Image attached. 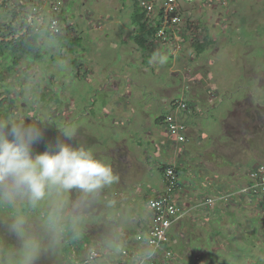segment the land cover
I'll return each mask as SVG.
<instances>
[{"label": "rangeland", "instance_id": "374dc122", "mask_svg": "<svg viewBox=\"0 0 264 264\" xmlns=\"http://www.w3.org/2000/svg\"><path fill=\"white\" fill-rule=\"evenodd\" d=\"M34 1H26L24 14ZM37 1L42 8L38 16L40 24L46 26L49 22L46 15L53 6H59L64 18L61 27L69 28L71 38H79L80 42L69 48L42 36L36 57L33 54L23 57L11 47L0 45V119L11 105L10 101L14 102L10 116L24 118L26 123L39 117L44 123L43 140L33 146L34 152L54 146L58 139L75 147L76 141L65 139L57 128L59 124L72 123L85 138L83 146L93 148L97 158L112 166L111 150L119 147V141L127 140L129 146L139 143L146 148L149 146L146 139L151 134L161 141L171 138L163 134L157 121L163 115V108L170 107L172 99L180 101L184 97L187 101L186 95L180 92L181 87L192 96L189 101L197 99L199 115H202L196 123L201 133L188 141V147L199 142L196 153L201 154L214 146L216 136L222 139L223 143L215 144L213 149L214 159L222 157L216 161L223 165L216 171L225 182L219 189L221 193L243 187L250 170L264 164V0H211L181 5V19L175 31L183 40L182 51L176 54L169 43V56L158 55L159 50L153 51L152 47L153 52L149 50V53L145 48L140 51L135 47L131 36L136 27L131 16L135 2L142 0ZM160 1L155 0L157 8ZM0 14L7 16L3 9ZM154 14L151 20L157 19V11L154 10ZM5 23L0 21V26ZM86 28H89L87 32ZM186 32L187 39L184 38ZM204 38L209 43L205 51L197 55L193 43H201ZM158 43L153 46L156 48ZM174 59L175 65L172 64ZM120 106L125 108L124 112L129 111L127 117L114 111ZM222 126H225L224 131ZM203 156L202 164L211 168L214 160L208 162V157ZM192 158L193 153L187 149L184 157L179 155L176 159L178 166L185 168L180 176L182 184L186 181L192 184L193 175H199L200 169L194 167ZM149 161L150 166L161 162L153 157ZM156 169L152 175L157 185L160 180ZM206 176L203 173L197 177L196 188L203 196L207 193L202 184ZM113 193L111 189L106 192L118 194ZM239 202H242L240 206ZM256 202L236 197L227 204L218 203L225 208L221 223L216 226L199 220L191 228L186 222L183 244L188 246L187 238H190L196 240L191 245L192 250L204 249V254L202 251L194 253L198 264H264V212L256 208ZM241 206L247 210H239ZM231 212L237 215L233 219L228 215ZM6 215L0 213V219ZM113 216H117V212L112 206L99 214L95 208L87 209L78 231H74L76 236L72 237L71 230H65L58 248L42 254L37 264H76L73 253L78 252L75 246L84 236L94 239L99 245L97 249L102 251L109 243L100 238L102 228L99 226L101 222L113 221ZM253 218L259 220L257 224L252 222ZM118 230L116 222L111 231ZM215 231L221 235L214 236ZM238 246L245 250L240 251ZM18 248V239L0 227V264H8L3 250Z\"/></svg>", "mask_w": 264, "mask_h": 264}, {"label": "clouds", "instance_id": "9594fccd", "mask_svg": "<svg viewBox=\"0 0 264 264\" xmlns=\"http://www.w3.org/2000/svg\"><path fill=\"white\" fill-rule=\"evenodd\" d=\"M145 1L149 0H142L140 6ZM10 2L0 3L11 11ZM43 124L39 117L30 123L17 116L0 119V213H7L0 219V227L19 241L18 249L3 250L8 264H37L42 254L55 251L65 230L78 231L96 194L118 180L110 164L97 158L93 148L73 147L58 139L54 146L34 152L33 146L43 140ZM57 128L68 140L77 131L72 123ZM153 254L152 249L144 250L145 258Z\"/></svg>", "mask_w": 264, "mask_h": 264}, {"label": "crops", "instance_id": "0c3cea01", "mask_svg": "<svg viewBox=\"0 0 264 264\" xmlns=\"http://www.w3.org/2000/svg\"><path fill=\"white\" fill-rule=\"evenodd\" d=\"M15 1V0H11ZM27 0H24L23 3H16L15 5H25ZM1 2V0H0ZM14 4L10 2L9 6L11 8L14 7ZM9 7H5L3 4L0 3V12H5L7 14L6 17L0 16V21L2 22H11L10 21V10ZM11 12V11H10ZM1 15V14H0ZM5 23V24H7ZM89 30V28H86V32ZM97 30V29H95ZM84 32V31H83ZM177 35L179 36V32H177ZM180 37V36H179ZM159 42L156 46V48L153 46L154 43ZM135 43V42H134ZM165 44V45H164ZM169 43H164L159 40H154L153 42L148 43L145 49L149 53L150 51L153 52L155 49H158L159 51L157 54H163L165 53L168 55V45ZM135 47L137 50H142L138 48V46L135 43ZM152 47V50L150 49ZM135 48V50H136ZM185 48V47H184ZM150 50V51H149ZM141 53V52H140ZM169 56V55H168ZM175 59L172 61V64H174ZM180 92H183V95H186L187 101L190 103V108L187 109V112L181 114L185 124H186V142L174 144L172 138L169 140L161 141V139H157L154 135L151 134V137L146 139L147 146L149 142V146L144 148L139 143H131L130 146L128 144L127 140H123L122 142H117L119 147L111 150V156L114 159V163L112 164V169L114 173L118 176V180L113 183L112 185L106 186L103 189L100 190V192L95 196L100 203H97L96 199H93L92 203L90 204L88 210H95L97 213H103L105 210L109 207H113V209L117 212V216H113V221L103 223L101 222L99 226L102 228L101 231V239L104 241H108L109 244L103 246V250H98L99 245L95 242L94 239L89 240L87 236H84L82 240L79 241V243L75 246V248L78 250L75 254L73 253V257L76 259L74 260L76 264H83L79 263L81 260H86L90 254L91 251H95L99 254V259L94 261L92 264H107V263H118L120 261L126 260L128 261L135 255H144V250L150 249L145 245L144 242H140L137 240L138 236L146 237L149 227L151 225V211L149 210L147 206V201L150 199V197L156 196L157 194H160L163 189V180H162V173H161V167L172 165L178 168V179H179V188L176 192V196L174 198L177 201V204L179 207L185 212V215L183 218L177 220V222L172 226L170 230V249L175 254V261L172 264H189L191 256H195L194 253L199 254V252H203L204 249L197 247L195 250L191 249V245L196 243V240L187 238L189 241V245L186 246L183 244L182 238H186V234L184 227L186 222H189L191 225V228H194L198 221L201 220V223L203 224H211V226H216L218 223H221L222 220V213L223 208L225 206L219 207L217 203H215L213 206L210 207H204L202 205V200H205L207 198H213L217 195H219L221 192L219 189L223 186V180H221L220 175L216 173V171L221 170V167L223 165L221 163L217 164L216 161L219 159H222L221 156H217V158L214 159L213 157V149L215 144H221L222 139L220 137L216 136L214 140V146L208 150V151H202L201 154L196 153L198 150L196 147L199 145V142L195 145H190L188 147V141L191 138H195L198 136L199 133H201V128L198 124H196L201 118L202 115H199V104L197 103V99H193L192 101H189L191 99V95H188L187 89H183L180 87ZM182 95V96H183ZM197 93L193 94V97L196 98ZM210 99H215L214 97H211L208 95ZM217 98V96H216ZM189 99V100H188ZM174 102V99L170 101V107L172 103ZM166 105V103H163ZM213 108H216L214 104H212ZM188 106V104H187ZM164 106H162L163 108ZM168 107L166 106L163 108V115L170 112ZM189 107V106H188ZM116 110H114L118 114H122L123 116L127 117L126 114L129 112H124L123 107H115ZM122 117V116H121ZM196 124L194 127L192 125ZM157 125L162 128L163 134L167 135V132L165 130L164 124H162V121H157ZM223 131L225 130V126H222ZM155 132H157L155 130ZM80 134V130L77 129L75 136L73 139L76 141V146L83 145L85 142V138H83ZM224 138V137H223ZM225 138H227L225 136ZM149 139V141H148ZM220 139V140H219ZM97 144L101 145L99 140H97ZM227 144V143H224ZM181 147V148H180ZM162 149H165L164 151ZM187 149L189 152L193 153L192 163H194V167L200 169L199 175L196 176L193 175L194 182L192 184H189V181L184 182L183 184L180 182V176L181 172H185V168L179 167L177 164L176 159L179 155L185 156V153L187 152ZM107 150V149H106ZM205 158L208 157V162L214 160V164L208 167L209 165H203L204 156ZM157 158L161 162H157L156 167L158 169L159 173V182L156 185V179L155 176H153V169H155V164L150 166L149 158ZM216 157V156H215ZM192 165V164H191ZM219 165V166H218ZM219 167V168H218ZM156 169V170H157ZM206 174L207 178L204 181H202V184L205 185L206 188H203L207 191L206 195L203 196L201 194L200 190L196 188L197 185V177H200V174ZM161 175V176H160ZM246 180V179H245ZM225 183V182H224ZM228 184V183H226ZM233 184V183H230ZM241 186V185H240ZM239 186V187H240ZM238 188V187H237ZM109 189L114 190V193H118L117 195H109L106 194ZM232 189H235V187H232ZM231 189V190H232ZM149 190V193L147 194V191ZM202 196V197H201ZM106 198V200H105ZM113 201V202H112ZM233 201V200H232ZM231 201V202H232ZM143 202L144 204L140 206V203ZM234 205V204H233ZM231 205V206H233ZM230 206V205H229ZM106 216V215H105ZM186 217L187 220H186ZM193 217V218H192ZM84 219V218H83ZM189 219V220H188ZM205 219V220H204ZM186 220V221H185ZM116 222L119 224V230L115 233L111 231L112 225H115ZM96 225V224H95ZM99 234V233H98ZM103 236V237H102ZM211 238L210 240H212ZM90 248H87L89 247ZM178 246V247H177ZM88 250H87V249ZM98 248V249H97ZM192 250V251H191ZM127 251L129 254V259H124L122 257V252Z\"/></svg>", "mask_w": 264, "mask_h": 264}, {"label": "built area", "instance_id": "2783aa9c", "mask_svg": "<svg viewBox=\"0 0 264 264\" xmlns=\"http://www.w3.org/2000/svg\"><path fill=\"white\" fill-rule=\"evenodd\" d=\"M211 0H161L159 7L153 1H145L141 6L147 10V13L152 17L155 16L154 10L162 12L163 28L158 32L157 38H160L164 43L172 44L173 50L176 49V54L182 49L180 43L181 38L176 33V26L179 25L181 19V5L201 4ZM59 5V4H58ZM39 2H34L30 6L29 14L26 21L30 24L32 19L39 15L41 10ZM52 17L49 23V28L53 33H59V22L56 20L60 14L59 6H53ZM169 46V44H168ZM174 54V55H176ZM172 111L168 113L163 124L167 134L175 142L174 144L184 143L186 141V126L183 122L181 114L186 110L187 104L182 100L172 103ZM175 166L164 170L162 175L164 189L160 194L150 197L147 201V206L151 211V225L146 237L138 236L137 240L144 242L147 247L153 250L154 254L150 258H145L144 255H135L129 259L127 251L122 252L124 259L118 263L112 264H172L175 261V254L170 249L169 233L172 226L177 220L183 218L185 212L179 207L176 199V192L179 188L178 174ZM247 198L250 200H262L264 203V164L255 165L246 176V182L243 187H239L225 194L220 193L213 198H207L202 202L204 207L213 206L215 203H229L234 198ZM99 258V254L95 251L91 252L83 264H89Z\"/></svg>", "mask_w": 264, "mask_h": 264}, {"label": "trees", "instance_id": "16d2710c", "mask_svg": "<svg viewBox=\"0 0 264 264\" xmlns=\"http://www.w3.org/2000/svg\"><path fill=\"white\" fill-rule=\"evenodd\" d=\"M151 1V0H150ZM12 3L14 4V1H12ZM28 3L26 2L25 5H15L12 8L10 14H11V19H10V23L8 25H4V26H0V37L2 38H9L11 36H15V38L5 42V41H1L0 40V45L4 46V47H11L12 51H15L17 54L25 57L28 55H32L34 57L38 56L39 54V47L40 43H39V39L43 36L47 39H55L58 41V45L60 46V44H62L63 46L69 45V48L73 47V46H77L80 42L79 38H71L72 36L70 35L71 30L69 28L63 29L61 27L62 22H64V18L60 12V14L57 15V19L59 22V33H53L50 28H49V23L52 17H54L53 12H52V8L50 11V14H47L46 17H49V22L47 23L46 26L40 24V20L36 17L34 19H32L31 23L28 24V22L26 21V17H24L25 15L28 14V11L26 10L25 15H24V11L23 9L25 7H27ZM133 8L135 9L132 13L131 16V21L133 22V25L136 27V31L135 34L133 35V37L131 36L132 40L136 43V45L138 46V48L143 49L147 46L148 43L151 44V42H153L154 40H161L160 38H157V34L158 32L163 28V16H162V12H158L157 13V19L151 20L152 16L150 14L147 13V10L145 8H143L142 6H140V3L135 2ZM22 11V12H21ZM61 11V10H60ZM41 12V11H40ZM184 38H189V36L186 34V36H184ZM65 40V41H64ZM183 40H180V43ZM208 40L206 38L203 39V42H197V43H193V47L195 50V53L197 55H200L202 52L205 51V47L208 45ZM182 50H180L181 52ZM179 52V53H180ZM39 58V57H37ZM74 61H71V63H73ZM17 62H14V65H16ZM75 65V64H74ZM2 96V94H0V97ZM183 102H185L186 104H188V108H190V103L186 102L184 99L182 100ZM174 102H176L174 100ZM2 102L0 101V104ZM11 105L7 106L6 110H4L3 112L5 113L3 115V118L10 116V114H12L10 112V108L12 107V105L14 104L13 101H10ZM165 115V114H164ZM164 115H162L158 121H162L164 118ZM173 167L172 165H168V166H163L161 167V173L163 175V172L165 169ZM176 173L178 174V168H175ZM256 200V199H255ZM257 202L256 204V208L260 211V212H264V203L262 200H256ZM240 203H238V206H240ZM239 210H244L243 212H245L247 210L246 207L241 206ZM231 219H233V217L237 216L235 214V212H231V214H228ZM258 219L257 218H253L252 222L257 224L258 223ZM234 224V223H233ZM70 234H72V237L76 236L75 232L72 231L70 232ZM214 236H220L221 234L217 231L214 232L213 234ZM224 238V237H223ZM234 240V238H232V241ZM231 241V242H232ZM240 251H244L242 250V246H238ZM70 248L72 249V252H74L73 250V245L70 244ZM75 254V252H74ZM204 254V251H203ZM231 257L235 258V254L231 253L230 254ZM192 259V260H191ZM239 259V258H237ZM190 262L189 264H198L196 260V258H194L193 256H191L190 258ZM261 264V263H260Z\"/></svg>", "mask_w": 264, "mask_h": 264}, {"label": "bare ground", "instance_id": "6f19581e", "mask_svg": "<svg viewBox=\"0 0 264 264\" xmlns=\"http://www.w3.org/2000/svg\"><path fill=\"white\" fill-rule=\"evenodd\" d=\"M172 108H173V107H172V105H171V107L169 108L170 112L172 111V110H171Z\"/></svg>", "mask_w": 264, "mask_h": 264}]
</instances>
